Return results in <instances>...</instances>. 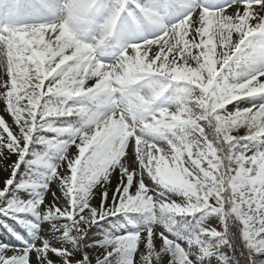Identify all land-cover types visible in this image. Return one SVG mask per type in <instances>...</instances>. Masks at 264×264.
I'll use <instances>...</instances> for the list:
<instances>
[{
  "label": "snow or ice",
  "instance_id": "6c2138e0",
  "mask_svg": "<svg viewBox=\"0 0 264 264\" xmlns=\"http://www.w3.org/2000/svg\"><path fill=\"white\" fill-rule=\"evenodd\" d=\"M0 264H264V0H0Z\"/></svg>",
  "mask_w": 264,
  "mask_h": 264
}]
</instances>
